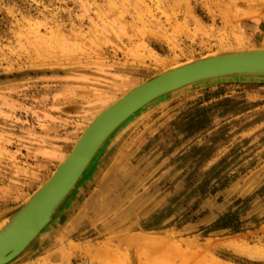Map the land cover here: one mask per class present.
<instances>
[{
    "label": "rangeland",
    "instance_id": "rangeland-1",
    "mask_svg": "<svg viewBox=\"0 0 264 264\" xmlns=\"http://www.w3.org/2000/svg\"><path fill=\"white\" fill-rule=\"evenodd\" d=\"M262 47L264 0H0V225L126 92L199 58ZM94 161L19 256L49 235L60 258L41 264H264V78L157 99ZM238 207L242 232L204 237Z\"/></svg>",
    "mask_w": 264,
    "mask_h": 264
},
{
    "label": "water",
    "instance_id": "water-1",
    "mask_svg": "<svg viewBox=\"0 0 264 264\" xmlns=\"http://www.w3.org/2000/svg\"><path fill=\"white\" fill-rule=\"evenodd\" d=\"M250 77L264 78V47L199 58L164 71L107 106L83 130L47 181L0 225V264L16 259L50 222L101 145L135 112L159 97L192 85Z\"/></svg>",
    "mask_w": 264,
    "mask_h": 264
},
{
    "label": "crops",
    "instance_id": "crops-1",
    "mask_svg": "<svg viewBox=\"0 0 264 264\" xmlns=\"http://www.w3.org/2000/svg\"><path fill=\"white\" fill-rule=\"evenodd\" d=\"M94 162L96 163L97 161H94ZM102 164H104V161L100 160L97 165H102ZM97 169H98V166L93 170L92 176L96 173ZM83 178L84 177H82L81 180ZM81 245L84 247L83 251H85L86 253L88 252L90 255L89 248L93 247L94 245L93 239L88 237L85 240H83ZM58 247H59V244L56 242V239L54 240V238L50 237L49 235L47 236L45 235L44 237L40 238L36 244L32 245V247L28 251H26V253H24L21 256H18L16 259H14L9 264H41L43 258L45 260L49 259L53 263L57 262L60 258L59 254H55L56 250L59 249Z\"/></svg>",
    "mask_w": 264,
    "mask_h": 264
},
{
    "label": "trees",
    "instance_id": "trees-1",
    "mask_svg": "<svg viewBox=\"0 0 264 264\" xmlns=\"http://www.w3.org/2000/svg\"><path fill=\"white\" fill-rule=\"evenodd\" d=\"M261 191H264V187H262ZM241 210V207H238L235 210L229 209L227 212L219 216L213 223L202 228L204 237L213 232L225 231L230 234L242 232L245 223L240 219ZM183 217H185V215Z\"/></svg>",
    "mask_w": 264,
    "mask_h": 264
},
{
    "label": "bare ground",
    "instance_id": "bare-ground-1",
    "mask_svg": "<svg viewBox=\"0 0 264 264\" xmlns=\"http://www.w3.org/2000/svg\"><path fill=\"white\" fill-rule=\"evenodd\" d=\"M188 63H190V62H188ZM188 63H186V64H188ZM183 65H185V64H183ZM181 66H182V65H181ZM177 67H180V66H177ZM177 67H174V68H177ZM174 68H172V69H174ZM170 70H171V69H170ZM167 71H168V70H167ZM250 78H259V77H250ZM231 79H232V78H231ZM199 84H200V83H199ZM170 94H171V93H170ZM167 95H169V94H167ZM167 95H164V96H167ZM164 96H162V97H164ZM162 97H159V98H157V99H160V98H162ZM157 99H155V100H157ZM155 100H154V101H155ZM152 102H153V101H152ZM152 102H150V103H152ZM150 103H148V104H150ZM148 104H147V105H148ZM147 105H145V106H147ZM145 106H144V107H145ZM144 107H142L141 109H143ZM141 109H140V110H141ZM140 110H138V111H140ZM138 111H137V112H138ZM137 112H135L133 115H135ZM133 115H132V116H133ZM132 116H130V117H132ZM130 117H129V118H130ZM129 118H128V119H129ZM128 119H127V120H128ZM127 120H126V121H127ZM126 121H125V122H126ZM125 122H124V123H125ZM124 123H122L120 126H122ZM120 126H119V127H120ZM119 127H118V128H119ZM118 128H117V129H118ZM117 129H116V130H117ZM116 130H115V131H116ZM115 131H114V132H113V133L107 138V140H106V141L101 145V147L98 149V151L96 152V154L94 155V157L92 158V160L90 161V163L88 164V166L86 167V169L84 170V172L82 173V175L80 176V178L78 179V182L76 183V185L74 186V188L72 189V191L69 193L68 197L64 200V202L61 204V206H60V208L58 209V211L56 212V214L52 217V219L50 220V222H49V223H48V224H47V225L41 230V232H42V231H43V230H44V229H45L50 223H52V221L55 219V217L59 214V211H60L61 208L65 205L67 199L69 198V196L71 195V193L75 190V188L77 187V185H78L79 181L81 180V178L85 175L86 171H87L88 168L91 166V164H92V162L94 161V159L96 158V156L100 153V151L103 149V147L105 146V144L107 143V141L111 138V136L115 133ZM72 149H73V148H72ZM71 151H72V150H71ZM2 223H3V222H2ZM41 232H40V233H41ZM40 233H39V234H40ZM39 234H38V235H39ZM38 235H37V236L31 241V243H32V242L38 237ZM31 243H30V244H31ZM30 244H29V245H30ZM29 245H28V246H29ZM28 246H27V247H28ZM27 247H26V248H27ZM26 248L24 249V251L26 250ZM235 249H236V248H235ZM235 249H233V250H235ZM24 251H23V252H24ZM23 252H21V254H22ZM173 252H174V251H173ZM19 255H20V254H19ZM19 255H18V256H19ZM171 255H172V254H171ZM175 255H177V254H175ZM178 255H179V254H178ZM180 256H181V254H180ZM184 256H187V255H184ZM177 257H178V256H177ZM184 262H185V261H184ZM194 264H195V263H194Z\"/></svg>",
    "mask_w": 264,
    "mask_h": 264
},
{
    "label": "built area",
    "instance_id": "built-area-1",
    "mask_svg": "<svg viewBox=\"0 0 264 264\" xmlns=\"http://www.w3.org/2000/svg\"><path fill=\"white\" fill-rule=\"evenodd\" d=\"M67 250H69V247H67ZM79 264H92V262L89 258H84L79 262Z\"/></svg>",
    "mask_w": 264,
    "mask_h": 264
}]
</instances>
